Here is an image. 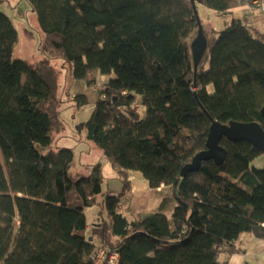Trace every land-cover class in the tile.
I'll return each mask as SVG.
<instances>
[{"label": "trees", "instance_id": "1", "mask_svg": "<svg viewBox=\"0 0 264 264\" xmlns=\"http://www.w3.org/2000/svg\"><path fill=\"white\" fill-rule=\"evenodd\" d=\"M24 1L44 52L95 92L90 117L75 130L102 152L123 191L102 195L100 164L79 174L71 149L52 148L63 100L79 110L89 97L61 96L49 60L13 59L18 33L0 11V264H97L101 249L117 252V264H229L244 250L241 235L264 239V157L262 167L253 163L260 150L222 138L220 166L210 160L180 175L206 149L212 120L264 131L263 35L234 19L209 41L203 31L194 74L190 0ZM243 2L194 0L219 15ZM97 74L108 79L98 84ZM135 173L167 193L156 212L128 220L120 199ZM94 204L88 225L85 209Z\"/></svg>", "mask_w": 264, "mask_h": 264}, {"label": "rangeland", "instance_id": "2", "mask_svg": "<svg viewBox=\"0 0 264 264\" xmlns=\"http://www.w3.org/2000/svg\"><path fill=\"white\" fill-rule=\"evenodd\" d=\"M10 6L1 5L0 10L13 23L18 33V41L13 50V59H20L29 63L39 60H49L50 64L54 66L59 73L60 93L61 96L69 94H86L88 104L77 110L75 103L71 100H63L60 109V118L62 121V131L57 135L52 143V148L58 150L60 148H69L74 154V161L77 169L72 168V171L85 174L87 169L100 164L101 172L104 179L102 184V195L110 191L112 194H120L123 191V183L118 179V176L112 166L103 157L102 152L94 147V144L84 139V134L81 135L76 132L75 126L78 123H83L90 117L94 104L95 92L88 89L83 82L69 79L66 71V65L53 56L46 54L42 48L43 35L38 26L35 15L29 9L28 4L24 0H9ZM205 8H198V17L201 26L206 23L210 25L209 32L211 38H216L218 32L224 29L223 18L212 11ZM263 19V18H261ZM264 21V19H263ZM202 69L208 68V62L205 60L201 63ZM108 76L97 74V83L107 80ZM77 111H76V110ZM139 113L144 114L142 107L139 108ZM262 157H257L253 163L262 167ZM139 173L133 176L134 182L132 189L124 190L123 196L120 199L119 211L128 220H136L144 218L149 214L156 212L159 208V203L162 197L167 193V189H150L142 180ZM142 181V182H141ZM98 206L96 204L85 209V217L88 225H91L97 216ZM244 235V234H243ZM249 235V234H245Z\"/></svg>", "mask_w": 264, "mask_h": 264}, {"label": "water", "instance_id": "3", "mask_svg": "<svg viewBox=\"0 0 264 264\" xmlns=\"http://www.w3.org/2000/svg\"><path fill=\"white\" fill-rule=\"evenodd\" d=\"M190 3L192 9L194 10V14L196 15L198 28L195 37L190 43L191 55L193 59V70L195 74L201 58L206 51L207 40L197 15V9L194 4V0H190ZM260 113L262 116H264V106ZM222 138L233 142L247 141L252 144L254 148L260 150L261 153L264 154V131L258 123H241L231 121L227 124H221L212 120L205 143L206 149L198 152L191 159V162L182 168L180 173L181 177H184L187 173L198 171L202 162L211 160L215 165L220 166L224 162L226 156L225 149L219 144Z\"/></svg>", "mask_w": 264, "mask_h": 264}, {"label": "crops", "instance_id": "4", "mask_svg": "<svg viewBox=\"0 0 264 264\" xmlns=\"http://www.w3.org/2000/svg\"><path fill=\"white\" fill-rule=\"evenodd\" d=\"M246 0L243 3L239 4L234 8L228 9L225 14L219 15L216 12L207 9L216 13L218 16L223 18V25L226 27L233 19L242 21L248 28L253 32L256 31L264 36V16L252 13L246 9L245 6ZM10 6L9 0H3L1 5ZM203 7H200V9ZM30 9V8H29ZM1 11V10H0ZM207 13H211L208 12ZM198 13V9H197ZM263 18V19H261ZM203 31L206 34L208 41L211 39L209 32L211 31L210 25L206 23L205 26H202ZM238 246L242 247L244 250L242 253L232 254L229 259V264H264V239L257 238L255 236L241 235L238 241Z\"/></svg>", "mask_w": 264, "mask_h": 264}, {"label": "built area", "instance_id": "5", "mask_svg": "<svg viewBox=\"0 0 264 264\" xmlns=\"http://www.w3.org/2000/svg\"><path fill=\"white\" fill-rule=\"evenodd\" d=\"M245 6L246 9L249 10L250 12L264 16V0H246ZM106 257L108 259L107 261L108 264H117L119 259V254L117 252H111L110 254H107L105 249H101L99 251V256H98L99 263L100 260Z\"/></svg>", "mask_w": 264, "mask_h": 264}]
</instances>
